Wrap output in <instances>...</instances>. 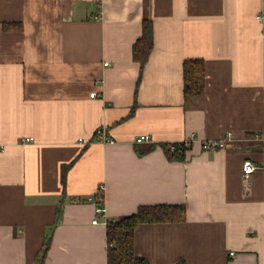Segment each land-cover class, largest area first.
Instances as JSON below:
<instances>
[{
  "label": "crops",
  "instance_id": "crops-1",
  "mask_svg": "<svg viewBox=\"0 0 264 264\" xmlns=\"http://www.w3.org/2000/svg\"><path fill=\"white\" fill-rule=\"evenodd\" d=\"M261 12L264 0H0V264H108L107 221L160 204L186 219L139 225L146 264H264V170L243 171L264 165L250 138L264 129ZM188 59L206 71L189 98ZM192 133L185 160L169 158Z\"/></svg>",
  "mask_w": 264,
  "mask_h": 264
},
{
  "label": "trees",
  "instance_id": "trees-1",
  "mask_svg": "<svg viewBox=\"0 0 264 264\" xmlns=\"http://www.w3.org/2000/svg\"><path fill=\"white\" fill-rule=\"evenodd\" d=\"M153 24L151 20L143 23V34L133 46L135 61L144 65L154 45ZM184 95L194 97L203 92L206 81L205 62L203 59H188L184 62ZM171 159L185 160V149L177 145L176 151L170 152L169 146H164ZM182 149V150H180ZM186 219V209L183 205H150L140 206L134 214L107 221V260L108 264H146L135 254V231L143 223L180 222ZM49 248V240H45L42 249L44 258ZM39 259L38 263L43 260Z\"/></svg>",
  "mask_w": 264,
  "mask_h": 264
},
{
  "label": "built area",
  "instance_id": "built-area-1",
  "mask_svg": "<svg viewBox=\"0 0 264 264\" xmlns=\"http://www.w3.org/2000/svg\"><path fill=\"white\" fill-rule=\"evenodd\" d=\"M258 18L264 20V12H261L258 15ZM95 95L96 92L91 93L92 97H94ZM96 134L98 141L113 142V140L110 137H107L105 135L104 128L97 129ZM227 136L231 137V133H228ZM250 138L252 140L259 142L262 146H264V129L251 132ZM195 139H196V135L192 133L188 138L182 140L181 142L171 143L169 145V149L170 151H176L177 145H181L182 147H184L185 150H187L191 147ZM150 141H151V137L149 135H142L136 139V142L138 143L150 142ZM225 146H226V140H210V141L206 140L203 142V148L207 150H216V149L224 148ZM259 169L264 170V165H259L251 160H246L243 164V171L246 175H249ZM89 201L95 205V213L97 215V217L94 218L92 223L97 224L99 222L100 217L103 218L106 217V209L105 206L102 205L104 201V187L102 185L99 186L96 194L89 197ZM230 255L235 256L236 253L234 251H231Z\"/></svg>",
  "mask_w": 264,
  "mask_h": 264
}]
</instances>
